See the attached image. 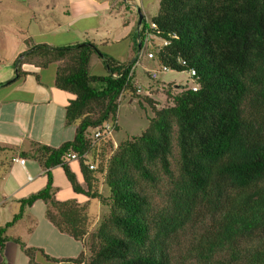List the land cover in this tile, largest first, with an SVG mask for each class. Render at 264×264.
I'll return each instance as SVG.
<instances>
[{"label": "trees", "instance_id": "1", "mask_svg": "<svg viewBox=\"0 0 264 264\" xmlns=\"http://www.w3.org/2000/svg\"><path fill=\"white\" fill-rule=\"evenodd\" d=\"M145 34L153 37L148 44L156 38L161 45L147 50ZM138 42L133 59L118 63L88 41L64 47L24 41L12 63L15 80L24 75L22 64H56L54 86L71 96L64 122L75 133L56 148L0 147V180L18 154L36 161L46 181L0 226V254L6 231L41 201L47 221L83 247L68 264H172L174 240L198 231L204 236L196 240L197 264H264V0H158L156 15L141 20ZM144 51L155 70L193 71L196 89L178 86L171 94L168 84L169 105L156 108L146 99L152 116L140 135L116 145L105 134L92 140L89 132L106 122L117 130L124 94L141 93L131 68ZM96 53L103 76L89 72ZM54 167L82 201L54 198ZM90 200L107 210L93 229ZM11 240L33 264L40 250Z\"/></svg>", "mask_w": 264, "mask_h": 264}, {"label": "crops", "instance_id": "2", "mask_svg": "<svg viewBox=\"0 0 264 264\" xmlns=\"http://www.w3.org/2000/svg\"><path fill=\"white\" fill-rule=\"evenodd\" d=\"M119 3L120 0H114L112 4L95 3V0H72L63 3L59 12H32L33 26L31 27L30 21L25 35L15 45L9 60L11 66L17 55L25 50L23 41L28 39H36L37 44L51 47H64L86 41L95 46L100 43L102 48L104 45L108 47V42L103 36L108 33L107 30H99L101 20L106 19L105 16L102 18V13H106L108 9ZM123 3L125 11L132 12L139 4L145 9L144 0H123ZM142 13L145 17V12ZM129 15L127 23L113 28L115 33L113 37L111 32V42L119 44L125 41L123 44H126L124 50L117 52L115 57L107 54L118 63L130 62L134 57L133 48L136 40L139 46L136 20L131 17L133 16L131 13ZM134 27L136 40L134 36L130 37L131 29L133 30ZM93 36L99 41H95ZM94 61H97L100 69L106 73L102 57L93 56L90 66ZM56 67V64H51L39 69L33 65L22 64L20 71L24 75L20 79L15 80L13 75L0 77V85H2L0 86V147L15 148L17 152L27 151L31 143L56 148L73 139L75 127L64 122L65 106L71 96L54 86ZM12 68L16 74L15 68ZM7 78H13V81L10 84L4 83ZM157 89L160 90L162 87L151 84L145 93L149 95ZM14 158L22 157L16 154L12 160ZM22 159L23 165L11 161L7 173L0 180V226L10 221L18 212L20 200L37 193L45 186V177L38 163L32 159ZM57 169L61 168L51 169L55 188L54 198L60 201L76 199L67 181L64 192L68 195V199L57 196L59 189L56 188L54 179L56 176L60 179L64 176H61ZM77 200L82 201V198L78 196ZM44 211L45 205L41 201H35L30 207L25 208L22 219L6 231L8 241L0 254V264L30 262L24 251L11 240L12 238H18L28 248L40 250L34 253L33 264H68L66 263L68 260H73L84 252L81 243L59 233L47 221Z\"/></svg>", "mask_w": 264, "mask_h": 264}, {"label": "rangeland", "instance_id": "3", "mask_svg": "<svg viewBox=\"0 0 264 264\" xmlns=\"http://www.w3.org/2000/svg\"><path fill=\"white\" fill-rule=\"evenodd\" d=\"M113 1L114 0H95V3L101 2L102 4L107 2L112 4ZM65 2H72V0H0V77H7L8 75L9 77L10 75H13L12 77L15 76L9 60L15 45L18 44L21 37L25 35V30L30 21L32 22L31 27L33 26L32 12H59L61 11L60 8L62 7V4ZM124 6L125 4L123 3V0H120V3L117 6L114 5L111 9H108L106 13H102V18L105 16L106 19L101 20L99 30L104 29V31L107 30L108 33L106 35H103V33L99 34L104 36V40L108 42V47L104 45L102 48L100 43L96 44V47L103 54H109L110 56L115 57L117 52L123 51L126 46V44H123L125 41H123V43L114 44L110 40L111 32L112 37L115 35L113 28L127 23L130 18V13L133 15L131 17L137 22V9H139L141 14H143L142 12H145V19L148 21L157 13L158 0H144L145 9L139 4L138 8H135L132 12L125 11ZM134 34L135 27L133 30L131 29L130 37L134 36ZM92 38L96 39L95 41L98 40L97 38H94V36ZM24 41L23 44L25 45ZM27 41H29V43L33 41L35 44L38 42L36 39H28ZM160 45L161 41L155 38L153 39L152 44H148L147 50L153 47H159ZM145 51L139 56V65L134 69L135 82L141 86L142 91L137 97L131 96L127 93L121 97L116 114L117 130L114 131L111 136L115 145L127 137L138 136L145 130L147 127V118L152 116L150 105L146 102V99L149 98L152 102H156V108L167 106L170 104V99L169 101L166 99L165 91L168 84H170L171 94L179 91L178 86L190 87L192 85L187 72L160 73L156 80L153 82L150 81L143 69L147 71L155 70L156 67L145 57ZM89 72L94 76L107 74V71L106 73H103L97 61H94L91 64ZM12 79L13 78H7L4 83H7ZM150 83L165 89H157V91L146 95L145 92ZM92 132L93 131L89 132L90 136L92 135ZM57 171L63 176L61 169H57ZM63 177L60 179V177L56 176L54 184L56 185V188L59 189L57 196L61 199H68V195L64 192V186L67 185V183H65L67 180L65 176ZM101 193L107 195V190L104 186L101 187ZM74 197L78 199V196L74 195ZM106 211L107 210L104 207L97 205L95 201H89L86 214L90 221H94L92 229L96 227L101 215ZM198 233L201 234L200 237L197 236ZM198 233H195L194 235H189L187 233L181 238L179 237L177 239L179 241L174 240L171 252L172 264H197V256L193 254L197 244L196 240H201V236H204L202 231H198Z\"/></svg>", "mask_w": 264, "mask_h": 264}, {"label": "built area", "instance_id": "4", "mask_svg": "<svg viewBox=\"0 0 264 264\" xmlns=\"http://www.w3.org/2000/svg\"><path fill=\"white\" fill-rule=\"evenodd\" d=\"M151 38H153V37L150 34H145V36H144V45L148 44V42H149V40ZM164 43L165 42H163V44ZM147 58H151V54H147ZM138 65H139V62L137 60L134 63V65L132 66L131 70H133ZM165 72H168V69L165 68V67H161V68H159L157 70L149 71V75H150V78L152 80H154V79H156V77L158 76L159 73H165ZM187 74H188L189 77H192L193 76V71H190ZM191 89L195 90L196 89V85H192ZM136 90L140 91V86L139 85H136ZM113 131H114V125L111 124V123L106 122V123H104L102 125L101 128L93 130L92 135L90 137H91L92 140H97L101 134H105L106 136L111 137ZM69 157L72 160L75 159V155L74 154H71ZM12 161L17 162L20 165L24 164V160L22 158H14ZM92 167H93L92 165L89 166L90 169H92Z\"/></svg>", "mask_w": 264, "mask_h": 264}, {"label": "water", "instance_id": "5", "mask_svg": "<svg viewBox=\"0 0 264 264\" xmlns=\"http://www.w3.org/2000/svg\"><path fill=\"white\" fill-rule=\"evenodd\" d=\"M137 13H138V20H137V22H136V34L138 35V29H139V26H140V24H141V20H142L143 16H142L141 12L139 11V9H137ZM138 52H139V51H138ZM96 55H98L99 57H102V55L99 54V53H96ZM16 76H17V75L15 74V77H14V78H16ZM12 81H13V80H10V81L7 82L6 84H10Z\"/></svg>", "mask_w": 264, "mask_h": 264}]
</instances>
